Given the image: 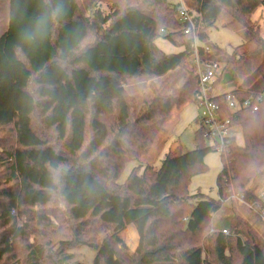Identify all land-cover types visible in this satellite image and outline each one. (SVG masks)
I'll return each instance as SVG.
<instances>
[{
	"label": "trees",
	"instance_id": "trees-1",
	"mask_svg": "<svg viewBox=\"0 0 264 264\" xmlns=\"http://www.w3.org/2000/svg\"><path fill=\"white\" fill-rule=\"evenodd\" d=\"M183 1L194 24L189 33L181 30L178 1L9 0L8 27L0 35V128L10 127L15 143L0 155L11 183L0 200V264H83L73 254L54 256L56 245L60 252L74 244L96 251L93 264H235L233 254L238 264H264V243L237 226L232 235H209L206 248L178 249L186 236L208 227L232 193L263 214L264 199L248 185L264 171V58L231 90L240 100L263 96L256 110L231 111L224 93L213 96L244 139L225 140L219 198L188 192L192 177L207 169L205 156L217 151L200 129L194 149L169 150L157 167L138 163L119 181L127 162L147 155L175 107L197 104L200 89L192 71L179 92L164 94L165 83L152 85L153 96L138 107L128 79L159 77L184 65L195 40L202 58L225 63L214 87L232 61L264 52L251 18L264 0ZM222 15L239 23L244 36L224 56L208 41ZM159 37L180 50L166 53L156 44ZM250 41L257 43L255 52L246 49ZM231 74L225 80L232 82ZM17 210L29 221L18 224ZM131 224L137 232L124 230ZM100 230L110 233L89 240ZM121 232L134 247L139 235L133 255L121 245ZM20 247L27 252L19 255Z\"/></svg>",
	"mask_w": 264,
	"mask_h": 264
},
{
	"label": "rangeland",
	"instance_id": "rangeland-1",
	"mask_svg": "<svg viewBox=\"0 0 264 264\" xmlns=\"http://www.w3.org/2000/svg\"><path fill=\"white\" fill-rule=\"evenodd\" d=\"M170 1L174 2L176 0ZM101 6L106 12L110 9L109 5L106 3H101ZM251 18L257 27H259L260 37L264 38V7H259ZM8 22L9 8L7 7V0H0V35L7 29ZM242 32L243 28L239 23L230 21L226 15H222L220 20L217 22V25L208 31V41L223 50L222 53H220V56L232 54L235 48L244 42ZM156 44L166 53H175L180 50L179 47L175 46L163 37H159L156 40ZM247 45L246 49L250 52H255V50L258 49L255 41H250ZM242 52L243 51H240L239 54ZM191 58L192 56L185 61L184 65L163 76H141L138 78L128 79L126 81V88L128 93L136 98L138 107L141 105L143 99L151 98L153 96L152 85L161 87L162 84L165 83V87L162 89L164 94H172L181 90L186 81H188L192 76V71L194 70ZM263 58L264 52L257 54L250 53L244 54L242 58L238 57L239 60L237 61H232L229 68L226 70V73L223 74V80H221L215 87V91L230 90L239 86L242 80L259 65ZM221 62L225 64L223 61ZM230 73H232V82L227 79L225 80ZM199 110V106L196 103H187L181 107H175L170 118L165 123V129L155 140L147 155L143 156L141 161L132 160L127 162L119 181L124 182L132 168L138 163H142L143 165L150 164L157 167L160 165V160L169 150L174 148H182V151L194 149L196 147L195 137L197 130L199 129ZM235 132L236 133L234 134L238 143L242 144L244 139L241 133V128L238 126V128H235ZM14 143L15 141L11 128H0V155L3 153V150H6ZM205 163L207 164V169L204 172L196 174L192 177L188 184V192L190 194H195L198 191H201L210 197L219 198L217 176L222 169L220 151H210L205 156ZM7 180L8 175L5 167L0 166V200L2 198L4 188H7V186H10L11 184L8 183ZM248 187L251 188L256 195L264 190V171L260 176L253 179L249 183ZM50 210L51 209H43L45 212H49ZM23 211L27 212L26 210ZM14 214L17 216L18 224H23L30 219V215L22 214L19 210L15 211ZM231 226L242 228L245 232H252L260 241L264 243V214L261 216L258 211L253 209L252 203L246 201L242 195L232 193L230 196L222 200L220 209L217 213L215 212L212 215L208 227L198 236H186L180 241L178 249H186L196 245H201L206 248L207 245H212L211 240H208L209 235L223 230H227V235H232L233 231ZM130 227L136 230L134 226L130 225L124 230H127ZM124 230L122 232H124ZM95 232L88 238L89 240L94 238L95 241L99 242L105 234L109 235L110 230H107L106 233L101 230L99 232ZM122 232L118 235L119 240L122 242L121 245H123L125 252L128 255H133L139 245V235L138 243L134 247L132 242L122 236ZM35 238L34 234H30L29 240L31 242H34ZM59 249L60 245H56L54 247V256L59 257L61 255L64 256L67 254H73V260H79L83 262V264H93V260L96 255V251L87 244H74L72 246H67L58 252ZM26 252L25 248L20 247L18 254L22 255ZM174 252L178 253L177 250ZM233 255L236 257L235 264H238L239 259L237 258V255ZM52 260L55 259L51 256L48 259V262ZM71 261L72 260H70V262ZM70 262L67 261L63 264H70Z\"/></svg>",
	"mask_w": 264,
	"mask_h": 264
},
{
	"label": "built area",
	"instance_id": "built-area-1",
	"mask_svg": "<svg viewBox=\"0 0 264 264\" xmlns=\"http://www.w3.org/2000/svg\"><path fill=\"white\" fill-rule=\"evenodd\" d=\"M176 9L181 21V30L185 33L194 31L191 15L183 0L178 1ZM204 51L210 53L212 49L205 45ZM191 56L193 71L198 75L200 84L197 102L200 109L199 129L202 131L203 137L210 144L215 145L216 150L221 153L224 150L225 140L235 135L236 127L232 124L229 117L222 116L221 106L213 99L214 83L222 74L224 64L219 60L202 58L196 40L193 43V53ZM224 94L227 106L231 111L249 107L256 110L258 107L256 101L260 102L263 99V96H250L240 100L232 91L225 92ZM257 196L264 199V190L257 194ZM262 212L264 214V208H262ZM223 232L227 233V230H223Z\"/></svg>",
	"mask_w": 264,
	"mask_h": 264
},
{
	"label": "crops",
	"instance_id": "crops-1",
	"mask_svg": "<svg viewBox=\"0 0 264 264\" xmlns=\"http://www.w3.org/2000/svg\"><path fill=\"white\" fill-rule=\"evenodd\" d=\"M177 1V0H176ZM7 7L9 8V0H7ZM6 31V30H5ZM216 87V86H215ZM234 89V88H233ZM233 89H230V90H223V91H215V88H214V95H220V94H223V93H225V92H228V91H231V90H233ZM235 128H238V126H236ZM239 128H241L240 126H239ZM236 133V132H235ZM218 212V211H217ZM216 212V213H217ZM130 226H134L133 224H131ZM135 227V226H134Z\"/></svg>",
	"mask_w": 264,
	"mask_h": 264
}]
</instances>
